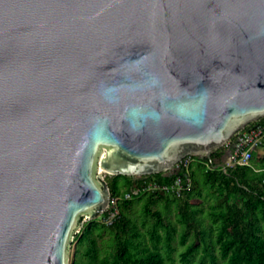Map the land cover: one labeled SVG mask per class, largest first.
<instances>
[{
  "label": "water",
  "instance_id": "obj_1",
  "mask_svg": "<svg viewBox=\"0 0 264 264\" xmlns=\"http://www.w3.org/2000/svg\"><path fill=\"white\" fill-rule=\"evenodd\" d=\"M261 117L264 0H0V264H72L96 164L161 172Z\"/></svg>",
  "mask_w": 264,
  "mask_h": 264
},
{
  "label": "trees",
  "instance_id": "obj_2",
  "mask_svg": "<svg viewBox=\"0 0 264 264\" xmlns=\"http://www.w3.org/2000/svg\"><path fill=\"white\" fill-rule=\"evenodd\" d=\"M253 122L263 123L264 117ZM221 153L211 151L209 158L190 164L192 186L182 194L145 192L133 199H120L112 223L98 219L84 223L75 237L72 264H176L173 242L177 235L183 246L178 252L181 264H264V142L252 150L250 165L226 171L206 169L203 161L214 164ZM173 178L161 172L116 174L108 175L105 183L110 195L118 196L146 181L164 184ZM206 195L213 197V203L203 207L201 200ZM137 203L139 221L133 217ZM171 207L176 221L167 214ZM190 233L194 239L187 243ZM104 234L109 236L107 245Z\"/></svg>",
  "mask_w": 264,
  "mask_h": 264
},
{
  "label": "built area",
  "instance_id": "obj_3",
  "mask_svg": "<svg viewBox=\"0 0 264 264\" xmlns=\"http://www.w3.org/2000/svg\"><path fill=\"white\" fill-rule=\"evenodd\" d=\"M263 142L264 122H250L234 132L229 139L217 146L218 148H213L212 151H222L220 157L214 160V164L209 160H204L203 164L206 169L218 168L223 171L236 165H250L252 150ZM203 157L205 156L200 157L197 156V154L190 153L172 166L164 168L162 170L163 172L161 171L163 175H174V178L169 183L159 184L150 180L144 182L140 186H133L129 191L124 192L123 195L110 196L109 203L101 214V218L98 220L106 224L112 223L118 213L117 203L120 199H133L145 192H168L175 195L182 194L183 191L190 189L192 186L190 164L198 158ZM104 213L106 214L103 215ZM88 221L90 220L85 219V222L82 223L84 224ZM80 232L81 230L78 233Z\"/></svg>",
  "mask_w": 264,
  "mask_h": 264
},
{
  "label": "rangeland",
  "instance_id": "obj_4",
  "mask_svg": "<svg viewBox=\"0 0 264 264\" xmlns=\"http://www.w3.org/2000/svg\"><path fill=\"white\" fill-rule=\"evenodd\" d=\"M218 148V147H217ZM213 150V149H212ZM257 153L259 154V155H261L262 154V148L261 147H258L257 148ZM197 156H199V155H197ZM203 155H201L200 157H202ZM196 165V164H195ZM197 168V167H196ZM100 172V175H101V179L103 180V182L105 183V179H106V177L108 176V175H110V174H107V173H105V172H103L100 168H99V166H98V164H96V174H98ZM163 172V171H162ZM133 176H137V175H133ZM118 185H121V179H118ZM203 200H201V202H202V206L203 207H207V205L208 204H210V203H213V197H211V196H205L204 198H202ZM197 200V199H196ZM158 204H159V206L163 209V204L162 203H160V202H158ZM140 204L139 203H137L136 204V210L134 211V214H133V217L137 220V221H139L140 220V218H141V214H140ZM104 212V211H103ZM102 212V213H103ZM101 213V214H102ZM101 214H99L98 216H97V219H99V218H101ZM168 216L172 219V220H174V221H176V218H175V209L173 208V207H171V209L168 211ZM86 217V215L85 214H80L79 215V217L78 218H85ZM82 222H85V219H81V225H80V227H79V229H77V230H75L72 234H71V236H70V240H71V242H70V246H69V249L71 250L72 249V246H73V243H74V241H75V237H76V234H78V232L81 230V228H82V225H83V223ZM177 223V226H178V228H180V224L178 223V222H176ZM103 237H104V242L106 243V245L108 244V238H109V236H108V234H104L103 235ZM194 239V236H193V234H189L188 235V237H187V240H186V242L188 243V242H191L192 240ZM101 242H103V241H101ZM174 245H175V247H176V251H175V253H174V256H175V258H176V264H181L180 262H179V260H178V252L179 251H181L182 249H183V246L182 245H180L179 243H178V235H177V237H176V239L174 240ZM188 264H194V261H190V263H188Z\"/></svg>",
  "mask_w": 264,
  "mask_h": 264
},
{
  "label": "bare ground",
  "instance_id": "obj_5",
  "mask_svg": "<svg viewBox=\"0 0 264 264\" xmlns=\"http://www.w3.org/2000/svg\"><path fill=\"white\" fill-rule=\"evenodd\" d=\"M200 153H202V152H200ZM164 168H166V167H164Z\"/></svg>",
  "mask_w": 264,
  "mask_h": 264
}]
</instances>
